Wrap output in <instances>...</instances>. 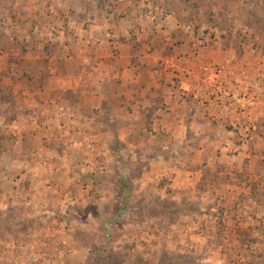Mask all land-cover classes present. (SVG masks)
Wrapping results in <instances>:
<instances>
[{"label":"rangeland","instance_id":"1","mask_svg":"<svg viewBox=\"0 0 264 264\" xmlns=\"http://www.w3.org/2000/svg\"><path fill=\"white\" fill-rule=\"evenodd\" d=\"M0 264H264V0H0Z\"/></svg>","mask_w":264,"mask_h":264},{"label":"crops","instance_id":"2","mask_svg":"<svg viewBox=\"0 0 264 264\" xmlns=\"http://www.w3.org/2000/svg\"><path fill=\"white\" fill-rule=\"evenodd\" d=\"M158 52L159 51H157L156 53H158ZM148 56L153 58L152 59L153 62L157 61L156 55L154 53L153 54L149 53ZM140 67L141 66L139 65V63H137V61H135L133 63V65L131 67H129L127 70L129 72H130V70L136 71V68H140ZM132 74L134 75L135 73H132ZM151 75H153V73H151ZM189 83L187 84V82L181 80L180 85L177 84L176 88H172L173 86L170 88L169 95H167V96H172V94L174 96L176 94L175 91L180 90L179 91L180 94L178 95L179 96V100L178 101H180L181 103L179 102V104H177V106H179L181 108H187V111H186L187 113L180 114L181 117L178 120V122H179L181 127L190 128L189 130H191V129L194 130L195 129L196 131H194L190 136H193L196 139V138H199V135H200V133H199L200 132L199 131L200 125L195 126L198 129L193 127L192 120H190V119H193L197 115L202 114V110L201 109H203V108L201 106L202 105L201 103L204 102V100L202 99V96H201L202 93L194 89L195 88V86H193L194 82L191 83V81H190ZM142 85H143V83H142ZM185 88L188 89V92H184ZM140 89H143V91H145L146 93H149L148 94V98H150V96H153V95H151L152 91H148L146 86L144 88H140ZM203 94H204V92H203ZM199 96H201V97H199ZM205 118H206V120H205L206 124H202V125H204V128H202V129H205V131L209 135V133H212L214 131L215 125L213 123L212 118H209V117H205ZM228 131H231V130L228 129Z\"/></svg>","mask_w":264,"mask_h":264},{"label":"built area","instance_id":"3","mask_svg":"<svg viewBox=\"0 0 264 264\" xmlns=\"http://www.w3.org/2000/svg\"><path fill=\"white\" fill-rule=\"evenodd\" d=\"M213 79V78H212ZM219 87V86H218ZM222 89H223V87H222Z\"/></svg>","mask_w":264,"mask_h":264}]
</instances>
